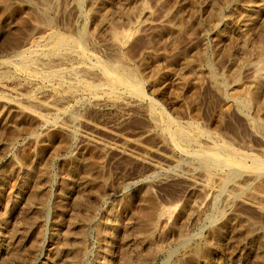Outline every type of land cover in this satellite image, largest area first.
Listing matches in <instances>:
<instances>
[{
    "label": "rangeland",
    "instance_id": "374dc122",
    "mask_svg": "<svg viewBox=\"0 0 264 264\" xmlns=\"http://www.w3.org/2000/svg\"><path fill=\"white\" fill-rule=\"evenodd\" d=\"M29 1L0 0L1 60L13 57L15 50L29 39L36 41L48 28L74 36L87 26L92 39L88 38V50L104 61L120 56L118 60L133 66L145 103L137 98L132 105L123 100L103 103L82 92L78 100L63 103L70 105L66 115L72 112L77 118L64 114L47 121L51 114L47 110L20 111L14 103L17 95L9 89L16 86L20 94L37 97L39 92L40 99L54 100L61 92L55 81L39 80L30 88L26 80L20 82L13 67L6 76L0 75L4 80L0 84L5 83L0 86V264H264V211L243 201L224 208L222 198L217 208L223 214L207 222L214 192L185 178L188 165L179 169L178 153L163 141L145 109L148 101H155L176 123L199 125L239 151L263 156L264 0H82L80 6L76 0H55L58 5L53 0ZM219 4L225 8L220 19L214 12ZM41 9L51 25L43 22ZM24 15L26 22L23 19L18 26ZM116 30L124 45L117 46ZM212 70L223 87L213 80ZM252 90L258 94L247 112L236 99H248ZM257 182L254 202L264 205V180ZM183 237H190L185 246Z\"/></svg>",
    "mask_w": 264,
    "mask_h": 264
},
{
    "label": "bare ground",
    "instance_id": "6f19581e",
    "mask_svg": "<svg viewBox=\"0 0 264 264\" xmlns=\"http://www.w3.org/2000/svg\"><path fill=\"white\" fill-rule=\"evenodd\" d=\"M14 1V0H13ZM35 1V0H34ZM38 0H36L37 2ZM40 1V0H39ZM42 1V0H41ZM47 1V0H45ZM55 1V0H53ZM94 1V0H93ZM99 1V0H98ZM191 1V0H189ZM228 1V0H227ZM231 1V0H230ZM235 0H233L234 2ZM243 0L239 1L242 2ZM247 1V0H246ZM250 1V0H249ZM28 2L30 3V1L28 0ZM44 2V1H43ZM41 2V3H43ZM58 2V1H57ZM57 2L55 1V5H58ZM78 6L81 5L82 0H76ZM85 2V0H84ZM92 2V1H91ZM96 2V1H95ZM100 2V1H99ZM147 2V1H146ZM195 2V1H193ZM229 2V1H228ZM227 2V3H228ZM252 2V1H251ZM19 3V2H18ZM27 3V2H26ZM28 3V4H29ZM103 3V2H102ZM144 3V1H143ZM214 3V2H213ZM223 3V2H222ZM225 3V4H227ZM232 3V2H230ZM244 3V2H243ZM252 3H256L258 5L257 2H252ZM17 4V3H16ZM24 4V2H23ZM31 4H33L31 2ZM30 4V5H31ZM51 4V3H50ZM53 4V3H52ZM84 4V3H83ZM82 4V5H83ZM248 4V3H247ZM37 5V4H35ZM39 5V4H38ZM37 5V7H38ZM43 5V4H42ZM45 5H49L48 2H46ZM214 5H216L214 3ZM222 4H219L218 6H216L215 9V15L217 16V18H222L221 15L223 10V7L220 6ZM233 5H235L233 3ZM231 4V6H233ZM238 5V3H237ZM250 5V7H253L252 5L254 4H248ZM1 6V5H0ZM14 6V5H13ZM12 6V7H13ZM29 6V5H28ZM26 6V7H28ZM41 6V5H40ZM44 6V5H43ZM225 6V5H224ZM261 6V5H260ZM2 7V6H1ZM9 7V5H8ZM11 7V6H10ZM22 7V6H21ZM24 7V6H23ZM25 7V9H26ZM32 7V6H31ZM36 7V8H37ZM53 7V6H52ZM82 7V6H81ZM96 7V5H95ZM145 7V4L144 6ZM199 7V6H198ZM214 7V6H213ZM236 7V6H235ZM255 7V6H254ZM253 7V8H254ZM257 7V6H256ZM5 8V7H4ZM30 8V7H29ZM34 8V9H36ZM77 8V7H76ZM252 8V9H253ZM3 9V8H2ZM23 9V8H22ZM38 9V8H37ZM44 9V8H43ZM47 9V8H46ZM45 9V10H46ZM57 10V8L55 7L54 10ZM79 9V7H78ZM83 9V8H82ZM96 9V8H95ZM249 9V8H248ZM251 9V10H252ZM4 10V9H3ZM33 10V9H32ZM48 10V9H47ZM81 10V8H80ZM97 10V9H96ZM95 10V11H96ZM113 10V9H112ZM145 10V9H144ZM227 10V9H226ZM237 10V7H236ZM242 10H244V7L242 8ZM9 11V10H8ZM38 11V10H37ZM42 11V9H41ZM52 11V10H51ZM82 11V10H81ZM106 11V10H105ZM125 11V10H124ZM173 11V10H172ZM209 11V10H208ZM232 12L234 11L231 10ZM258 11V9H257ZM256 11V12H257ZM34 12V11H33ZM40 12V11H39ZM39 12H36L39 13ZM44 11L41 12L42 14V19H44L43 22L46 23V25H51V18L50 16H48L49 18H46L45 15H43ZM46 12V11H45ZM58 12V11H57ZM87 12V11H86ZM99 12V11H96ZM119 12V11H118ZM236 12V11H235ZM240 12V11H239ZM245 12H247L245 10ZM3 13V12H2ZM1 13V14H2ZM35 13V12H34ZM34 13L32 15H34ZM48 13V12H47ZM82 13V12H81ZM88 13V12H87ZM92 13V12H91ZM229 13V12H228ZM227 13V14H228ZM238 13V11L236 12V14ZM242 13V12H241ZM251 13V11L249 12ZM248 13V14H249ZM253 13V12H252ZM251 13V14H252ZM39 14V15H41ZM51 14V13H50ZM104 14L105 13H101ZM214 14V13H213ZM236 14L234 15L232 13V15L236 16ZM243 16L244 12L242 13ZM247 14V13H246ZM87 15V14H86ZM254 15V13H253ZM53 16V15H52ZM51 16V17H52ZM102 16V15H101ZM109 16V15H108ZM229 18H231V13ZM240 16V15H239ZM249 16V15H248ZM251 16V15H250ZM248 17L249 19L251 17ZM256 16V15H255ZM22 17V16H21ZM28 17V16H27ZM56 17V16H55ZM88 17V16H87ZM107 17V16H106ZM233 17V16H232ZM238 17V16H236ZM246 17V16H245ZM244 17V18H245ZM53 18V17H52ZM94 17H92L93 19ZM111 18V17H109ZM122 18V17H121ZM240 18H242L240 16ZM255 18V17H254ZM26 22L25 20V15L24 18L22 17V21ZM32 19V18H31ZM84 19V18H83ZM87 19V18H86ZM104 19V18H103ZM225 19V18H224ZM252 19V18H251ZM55 20V19H54ZM236 20V19H235ZM246 20V19H245ZM244 20V22H246ZM253 20V19H252ZM23 22H20L19 25H22ZM29 21V20H28ZM31 21V20H30ZM225 21V20H224ZM223 21V22H224ZM19 22V21H18ZM33 22V21H31ZM54 22V21H53ZM62 22V21H61ZM104 22V20H103ZM111 23L112 21H108L107 23ZM229 22V21H228ZM248 22V20H247ZM247 22L245 24H247ZM250 22V21H249ZM109 23V24H110ZM138 23V22H137ZM217 23V21H216ZM219 23V21H218ZM217 23V24H218ZM220 23H222V21H220ZM225 23V22H224ZM252 23V22H250ZM32 24V23H31ZM54 24V23H53ZM215 24V23H214ZM242 24V23H241ZM244 24V23H243ZM44 25V23H43ZM84 26L86 25L85 23L83 24ZM134 25V24H133ZM222 25V24H220ZM16 26V25H15ZM27 26V25H26ZM198 26V25H197ZM208 26V25H207ZM211 26V25H210ZM247 26V25H245ZM32 27V26H31ZM36 27V26H34ZM33 27V28H34ZM215 29L217 28V26H213ZM54 28V27H53ZM87 28V26H86ZM86 28H82V30H79V33L74 35V36H68L65 35L63 33H59L56 31H53L50 28H46L47 30L44 32V34L41 36H39L37 38V40L35 41L34 39H29L28 42H26V44L24 46H22L19 50H15V54L13 55V57H10L8 59H0V75L1 76H6L7 73L10 71V68H14L15 71L14 73H16L18 76L17 78L20 80H26V82L28 83V85H37L39 80H43V81H48V82H52L55 81V83H57L60 86V94L55 95V99L54 100H48V101H44L42 99H40L39 97L41 96L42 93H40V96L34 97L32 95H28V94H20L19 91L16 89H14L15 87L9 89V92H12L13 94L17 95V101L14 102L15 104H17L20 108H22L20 111H27L28 112H35L34 108H40L41 110H47L49 111L50 117L49 120H53L56 121L59 119L60 116L62 115H66V113H68L69 111L67 110V108H69V106L66 108L64 107V102H68L67 100L70 99H77L79 97H81V93L85 92V93H89L91 95V98L94 100H97L98 102H103V103H118V101H122L123 103H128L129 104H133L135 98L138 99L139 102H144V92H143V86H142V81L140 79V77L137 75L136 71L134 70V68H132L133 66H129L123 63V61L121 62L120 60V56H118V60L115 56V59H111L108 61H104L102 60V58L97 57L94 53L90 52L87 48V44H88V38L91 39V37H88L89 34L86 32ZM105 28V27H104ZM114 28V27H113ZM17 29V28H16ZM15 29V30H16ZM24 29V28H23ZM40 29V26H39ZM80 29V28H79ZM93 29V28H92ZM110 29V28H109ZM121 29V28H120ZM129 29V28H128ZM223 29V28H222ZM225 29V28H224ZM21 30V29H20ZM19 30V31H20ZM37 30V29H36ZM111 30V29H110ZM115 30V29H114ZM119 30V29H118ZM127 30V29H125ZM136 30V29H135ZM203 30V29H202ZM21 30V34H22ZM58 31V30H57ZM109 31V30H108ZM29 32V31H28ZM106 32V31H105ZM120 32V31H118ZM116 31H113V38L116 41L117 46H120V44L122 43L121 40V36L120 34ZM202 32V31H201ZM220 32V31H219ZM247 32V31H246ZM11 33V32H10ZM121 33H123V31H121ZM129 33V32H128ZM133 33V32H132ZM32 34V33H31ZM92 34V33H91ZM90 34V35H91ZM244 34V33H243ZM98 35V34H97ZM95 35V36H97ZM212 35V34H211ZM242 35V34H241ZM248 35V34H247ZM8 36V35H7ZM92 36V35H91ZM129 36V35H128ZM127 36V39H128ZM22 37V36H21ZM28 37V36H27ZM98 37V36H97ZM112 37V36H111ZM29 38V37H28ZM35 38V37H34ZM113 38H111L113 40ZM126 38V37H125ZM14 39V38H13ZM92 40V39H91ZM14 41V40H13ZM22 41V40H21ZM124 41V40H123ZM205 41V40H204ZM112 42V41H110ZM6 43V42H5ZM13 43V42H12ZM15 43V42H14ZM18 43V42H17ZM16 43V44H17ZM20 43V42H19ZM205 43V42H204ZM21 44V43H20ZM19 44V45H20ZM98 44V43H97ZM96 44V45H97ZM114 44V43H113ZM123 44V43H122ZM9 45V44H8ZM14 45V44H13ZM124 45V44H123ZM245 45V44H243ZM6 46V45H5ZM10 46V45H9ZM17 46V45H15ZM91 46V45H90ZM99 46V44L97 45ZM8 47V46H7ZM19 47V46H18ZM92 47V46H91ZM218 47V46H217ZM95 48V47H94ZM101 48V47H100ZM117 48V47H114ZM119 48V47H118ZM18 49V48H16ZM93 49V48H92ZM106 49V48H105ZM257 49V48H256ZM255 49V50H256ZM259 49V48H258ZM9 50V49H8ZM7 50V51H8ZM115 50V49H114ZM120 50V49H119ZM107 51V50H106ZM263 50H261L262 52ZM105 52V51H104ZM118 52V51H117ZM257 52V51H255ZM259 52V55H261ZM112 53V52H111ZM116 52H113V54ZM6 54V53H5ZM107 54V53H106ZM117 54V53H116ZM114 54V55H116ZM253 54V53H252ZM127 55V54H126ZM253 56V55H252ZM264 56V55H263ZM110 58V56H109ZM108 59V58H107ZM204 59V58H203ZM209 59V58H208ZM261 59V58H259ZM106 60V59H105ZM206 60V59H205ZM264 60V57H263ZM216 61V60H215ZM128 63V61H126ZM209 62V61H207ZM212 62V61H211ZM214 62V61H213ZM263 62V61H262ZM188 65V64H187ZM209 65V64H208ZM255 67V66H254ZM262 67V66H261ZM213 68V66H212ZM208 69V68H207ZM260 69V68H259ZM211 71V69H210ZM209 72V70H208ZM215 72V71H214ZM238 72V71H237ZM255 72V71H254ZM257 72V71H256ZM212 78L213 80L216 82V84H218V86H222L223 85V81L221 79L216 78V76L213 73L212 70ZM10 74V73H9ZM8 74V75H9ZM139 74V73H138ZM143 75V74H142ZM207 75V74H206ZM255 75V74H254ZM257 75V74H256ZM255 75V76H256ZM218 76V75H217ZM261 74L258 75V77L260 78ZM8 77V76H7ZM8 81L9 79H13L12 78H7ZM67 77V78H65ZM87 77L91 78V79H87ZM2 78V77H1ZM211 78V77H210ZM237 78V77H236ZM255 80V77H253ZM16 79V78H15ZM228 79V78H227ZM258 79V78H257ZM3 80V79H2ZM1 80V81H2ZM264 80V79H263ZM0 81V83H1ZM16 81V80H15ZM4 82V80L2 81ZM25 82V83H26ZM46 82V83H48ZM255 84H257L256 82H258V80L254 81ZM262 82V80H261ZM260 82V83H261ZM23 83V82H22ZM24 83V84H25ZM26 83V84H27ZM5 83L0 84L4 85ZM20 84V83H19ZM25 84V85H26ZM214 84V83H213ZM24 85V86H25ZM47 85V84H46ZM45 85V87H46ZM50 85V84H49ZM53 85V84H52ZM57 85V86H58ZM63 87H62V86ZM225 85V84H224ZM262 85V84H261ZM261 85H259L258 87L255 85V88H261ZM38 86V85H37ZM44 86V85H43ZM56 86V87H57ZM263 86V85H262ZM7 87V86H6ZM18 87V86H17ZM54 87V86H53ZM223 87V86H222ZM3 88V87H2ZM19 88V87H18ZM30 88H32L30 86ZM48 88V87H47ZM220 89H222L221 87H218ZM259 88V89H260ZM1 89V88H0ZM8 89H6L8 91ZM25 89V88H24ZM258 89V90H259ZM245 90V89H244ZM256 90V89H255ZM252 90V93L250 94L249 91V95L250 97H248V99L246 98H237L236 102L238 103L239 107H241V109L246 110L248 112V110L250 109V103L255 99L256 94L254 91ZM45 91V89H44ZM58 91V89H57ZM226 91V90H225ZM238 91V90H237ZM29 92V91H28ZM31 92V90H30ZM46 92V91H45ZM48 92V91H47ZM59 92V91H58ZM6 93V92H5ZM51 93V91H50ZM56 93V92H55ZM241 93V92H240ZM30 94V93H29ZM34 94V93H32ZM45 94V93H44ZM102 94H105L107 96L106 99L103 98ZM232 94V93H231ZM3 95V94H1ZM9 95V94H8ZM12 95V94H11ZM47 95V94H46ZM248 95V94H246ZM244 95V96H246ZM248 95V96H249ZM6 96V95H5ZM13 96V95H12ZM36 96V95H35ZM51 96V95H49ZM11 97V96H10ZM9 97V98H10ZM53 97V96H52ZM84 97V96H83ZM235 97V96H234ZM8 98V100H9ZM15 98V97H14ZM49 98V97H47ZM86 98V97H85ZM147 98V96H146ZM3 99V96H2ZM11 99V98H10ZM50 99V98H49ZM80 100V99H79ZM82 101V100H81ZM10 102V101H9ZM60 102V104H59ZM72 102V101H71ZM133 102V103H131ZM149 103L147 104V109L148 110V115L151 118L150 120H153L154 123H156L157 127L160 128V132L163 135V141L165 139V142L169 145V148L178 153V158L175 160V163L177 165H179V169L180 166L183 164H187L188 165V171H187V176H185V178L190 179L192 182H194V184H200L201 186H203V188H206L208 190H212L214 192V196H213V206L210 210L209 213H207L206 215V220L207 222H212L217 220L218 217H220L223 212L221 210H219L217 208V204L220 203L219 200H221L222 198H224V202H225V207L224 208H229L230 206H232L236 201H243L246 202V204L250 203L252 205H254L256 207V209L260 210L261 212L264 211V205L261 202H254V195L252 192L253 186L254 184H256L257 181H261L264 180V155L263 156H259L257 154L254 153H249V152H243V151H239L235 148L232 147L231 144H228L225 141H221L219 138L208 134L205 130L201 129L200 126H196L192 123H188L186 125L184 124H179L176 123L175 120L173 118H171V116H167L164 111L161 109V107H159L157 105V103L155 101H148ZM13 103V102H12ZM26 103V104H23ZM137 104V102H135ZM145 103V102H144ZM6 104V102L4 103ZM86 104V103H85ZM89 104V103H88ZM87 104V105H88ZM101 104V103H100ZM7 105V104H6ZM10 105V104H9ZM16 105V106H17ZM77 105V104H76ZM98 105V104H97ZM237 105V106H238ZM13 106V105H12ZM15 106V109H16ZM66 106V105H65ZM80 106V105H79ZM145 106V105H144ZM6 107V106H5ZM11 106H9L10 108ZM14 107V106H13ZM19 107H17L18 109H20ZM78 107V106H77ZM143 107V105H142ZM7 108V107H6ZM35 108V109H36ZM73 108V107H72ZM122 108V107H121ZM247 108H249L247 110ZM70 110V109H69ZM75 110V109H74ZM73 110V111H74ZM8 111V110H7ZM17 111V110H16ZM19 111V110H18ZM22 111V112H23ZM40 111V110H39ZM79 111V110H78ZM2 112V111H1ZM14 112V111H13ZM76 112V111H75ZM244 112V111H242ZM17 113V112H16ZM42 113V112H40ZM246 113V112H244ZM36 114V113H35ZM71 116L70 118H77L76 117H72L74 115H72L73 113H70ZM248 114V113H247ZM25 115V114H24ZM33 115V114H31ZM64 115V116H65ZM66 115V116H67ZM35 116V115H33ZM42 116V115H40ZM45 116V115H43ZM69 116L67 118H69ZM38 117V116H37ZM31 118V117H29ZM41 119L43 117H40ZM17 119V118H16ZM39 119V118H38ZM48 119V118H47ZM248 119V118H247ZM246 119V120H247ZM261 119V118H260ZM24 120V119H23ZM43 120V119H42ZM41 120V121H42ZM65 120V119H64ZM259 120V119H258ZM45 121H46V117H45ZM46 121V122H47ZM52 121V122H53ZM68 121V119H67ZM73 121V120H72ZM76 121V120H75ZM16 122V121H15ZM18 122V121H17ZM44 122V120H43ZM63 122V121H61ZM70 122V120H69ZM152 122V121H151ZM50 123V122H49ZM60 123V122H59ZM258 123V122H257ZM46 124V123H45ZM45 124H42L43 126ZM61 124V123H60ZM59 124V126H60ZM63 126H65V122H63ZM6 125V124H5ZM54 125V124H53ZM62 125V124H61ZM150 125V124H149ZM15 126V125H14ZM57 126V125H56ZM17 127V126H16ZM49 127V126H48ZM62 127V126H61ZM73 127V126H72ZM258 127V126H257ZM260 127V125H259ZM41 128V127H40ZM46 128V127H45ZM74 128V127H73ZM252 128V127H251ZM59 129V128H58ZM64 129V128H63ZM66 129V128H65ZM206 129V128H205ZM256 129V128H255ZM259 129V128H258ZM264 129V128H263ZM26 131V130H25ZM50 131V130H49ZM261 131V130H260ZM62 132V131H61ZM74 132V131H72ZM71 132V133H72ZM264 132V131H263ZM70 133V134H71ZM262 133V132H261ZM260 133V134H261ZM40 134V133H39ZM67 134V133H66ZM46 135V134H45ZM68 135V134H67ZM72 135V134H71ZM39 138V136H38ZM50 138V137H49ZM162 138V137H161ZM71 140V139H70ZM36 141V140H35ZM75 141V140H74ZM42 142V141H41ZM45 142V141H44ZM50 142V141H49ZM70 142V141H69ZM51 145V144H50ZM167 145V146H168ZM39 146V145H38ZM61 146V145H60ZM64 146V145H63ZM106 146V145H105ZM66 147V146H65ZM107 147V146H106ZM263 148V147H262ZM3 152V151H2ZM263 152V151H262ZM263 154V153H262ZM3 155V154H2ZM38 156V155H37ZM83 156V155H82ZM31 157V156H30ZM77 157V156H75ZM29 158V157H27ZM78 158V157H77ZM20 159V158H19ZM33 159V158H32ZM83 159V158H82ZM75 160V158H74ZM91 160V159H90ZM22 161V160H21ZM18 161V162H21ZM32 161V160H31ZM25 162V161H23ZM43 162V161H42ZM32 164V163H31ZM26 165V164H25ZM85 165V164H84ZM154 165V164H153ZM32 166V165H31ZM155 167H157L156 165H154ZM12 167V166H11ZM27 167V166H26ZM25 167V168H26ZM170 167V166H169ZM176 169V166H174ZM178 167V166H177ZM182 167V166H181ZM185 167V166H184ZM183 167V168H184ZM14 168V167H12ZM24 168V169H25ZM29 168V167H28ZM34 168V167H33ZM159 168V167H158ZM162 167H160L161 169ZM165 168V167H164ZM18 169V168H17ZM16 169V170H17ZM169 169V168H168ZM8 170V169H7ZM27 170V169H26ZM30 170V169H29ZM32 170V169H31ZM42 170V169H39ZM162 170V169H161ZM184 170V169H183ZM14 171V170H13ZM37 172V170H35ZM167 171V170H165ZM196 171L200 172L201 175L197 176L196 175ZM20 172V169L19 171ZM32 172V171H31ZM155 172V171H154ZM161 172V171H160ZM27 173V172H26ZM38 173V172H37ZM47 173V172H46ZM28 174H31L28 172ZM54 174V173H53ZM61 174V173H60ZM185 174V175H186ZM24 175V174H23ZM17 176V175H16ZM26 176V175H25ZM40 176V175H39ZM21 178V177H20ZM31 178V177H30ZM33 178V177H32ZM35 178V177H34ZM50 178V177H49ZM48 178V179H49ZM31 180V179H30ZM33 180V179H32ZM95 180V179H94ZM27 181V180H24ZM47 181V180H46ZM49 181V180H48ZM140 181V180H139ZM1 183V182H0ZM46 183V182H45ZM258 183V182H257ZM144 184V183H143ZM193 184V185H194ZM263 184V183H261ZM34 185V184H33ZM40 185V184H38ZM37 185V186H38ZM259 186V185H258ZM45 187V186H44ZM40 188V187H39ZM144 188V187H143ZM191 188V187H190ZM202 188V189H203ZM194 189V188H193ZM212 192V193H213ZM42 193V192H41ZM211 193V194H212ZM94 194V193H93ZM257 194V193H255ZM99 195V194H98ZM38 196V195H37ZM41 196V195H40ZM84 197V196H83ZM190 198H192L191 196H189ZM205 197V196H204ZM212 197V196H211ZM36 198V197H35ZM200 198V197H199ZM256 198V197H255ZM262 198V197H261ZM264 198V197H263ZM262 198V199H263ZM45 199V198H44ZM197 200H200L198 198H196ZM38 200V199H37ZM47 200V199H46ZM106 200V199H105ZM190 200V199H189ZM205 200V199H204ZM256 200V199H255ZM260 200V199H259ZM185 201V199H184ZM207 201V199H206ZM210 202V201H209ZM245 204V203H243ZM182 205V204H181ZM193 205V204H192ZM195 205V203H194ZM204 205V204H203ZM249 205V204H248ZM44 206V205H43ZM188 206V205H187ZM201 206V205H200ZM209 206V205H207ZM234 206V205H233ZM5 207V206H4ZM77 207V206H76ZM80 207V206H79ZM206 207V206H205ZM242 207V206H241ZM42 209V208H41ZM175 209V208H174ZM173 209V210H174ZM231 209V208H230ZM147 210V209H146ZM172 210V211H173ZM202 210V209H201ZM200 210V211H201ZM205 210V208H204ZM209 210V209H208ZM229 210V209H228ZM170 211V210H169ZM43 212V211H42ZM167 212V211H166ZM165 212V213H166ZM179 212V211H178ZM183 212V211H182ZM225 212V211H224ZM255 212V211H254ZM156 213V212H155ZM165 213L163 215H165ZM147 214V213H145ZM184 214V213H183ZM204 214V213H203ZM161 215V214H160ZM159 215V216H160ZM167 215L170 216L169 212L167 213ZM174 215V214H173ZM189 215V214H188ZM233 215V214H232ZM81 216V215H80ZM85 216V215H84ZM166 216V215H165ZM205 216V215H204ZM218 216V217H217ZM230 216V213H229ZM240 216V215H239ZM93 217V216H92ZM151 217V216H149ZM185 217V216H184ZM217 217V218H216ZM233 217V216H232ZM245 217V216H244ZM243 217V218H244ZM85 218V217H84ZM166 218V217H165ZM183 218V217H182ZM199 218H201V216H199ZM205 218V217H204ZM225 218V217H224ZM227 218V217H226ZM55 219V218H54ZM88 219V218H87ZM170 219V217H169ZM192 219V218H191ZM231 219V217L229 218ZM236 219V218H235ZM234 219V220H235ZM250 219V218H248ZM84 220V219H83ZM154 220V219H153ZM168 220V219H167ZM186 220V219H185ZM228 220V218H227ZM232 220V219H231ZM255 220V218L253 219ZM252 220V221H253ZM113 221V220H112ZM160 221V220H159ZM221 221V220H219ZM224 221V220H223ZM226 221V220H225ZM259 221V220H258ZM88 222V221H87ZM170 222V221H169ZM175 222V221H174ZM218 222V221H217ZM222 223V221L220 222ZM229 223H231L229 221ZM249 223V222H248ZM254 223V222H253ZM201 224V223H200ZM204 224V223H203ZM216 224V223H215ZM225 224V223H224ZM238 224V223H237ZM250 224V223H249ZM260 224V223H259ZM153 225V224H152ZM214 225V224H213ZM222 224H220L221 226ZM258 225V224H256ZM4 226V225H3ZM100 226V225H99ZM202 226V224H201ZM207 226V225H206ZM212 226V224H211ZM238 226V225H237ZM253 226V224H252ZM151 227V226H150ZM174 227V226H173ZM219 227V226H216ZM255 227V225H254ZM260 227V226H259ZM169 228V227H168ZM214 228V227H213ZM248 228V225H247ZM176 229V228H175ZM218 229V228H217ZM260 229V228H259ZM69 230V229H68ZM169 230V229H166ZM220 230V229H219ZM223 230V229H222ZM233 230V229H232ZM236 230V229H235ZM254 230V229H253ZM264 231V229H262ZM251 231V229H250ZM150 232V231H149ZM200 232V231H199ZM259 232V231H257ZM66 233V232H65ZM248 233V232H247ZM197 234V233H196ZM255 234V233H254ZM182 235V234H181ZM193 235V234H192ZM221 235V234H220ZM247 235V234H246ZM201 236V235H200ZM248 236V235H247ZM252 236V235H251ZM248 237V238H251ZM264 236V235H263ZM262 236V237H263ZM195 237V236H193ZM198 237V236H197ZM245 237V236H244ZM259 237V236H258ZM147 238V237H146ZM149 238V237H148ZM147 238V239H148ZM253 238V237H252ZM180 239V238H179ZM262 239V238H261ZM190 240V237H183L181 246H183L184 244L188 243ZM193 240V239H192ZM195 240V239H194ZM199 240V239H198ZM212 240V239H211ZM149 241V240H148ZM214 241V240H213ZM258 241V240H257ZM1 242V241H0ZM147 242V241H146ZM201 242V241H200ZM208 242V241H207ZM219 242V241H218ZM210 243V242H209ZM215 243V242H214ZM263 243V242H261ZM259 243V244H261ZM167 244V243H166ZM183 244V245H182ZM163 245V244H162ZM179 245V244H178ZM189 245V244H188ZM205 244H203L204 246ZM215 245V244H214ZM213 245V246H214ZM58 246V245H57ZM152 246V245H151ZM151 246L149 248H151ZM185 246V245H184ZM202 246V249H203ZM258 246V245H257ZM8 247V246H7ZM78 247V246H77ZM201 247V246H200ZM199 247V248H200ZM194 248V247H193ZM171 249V248H170ZM175 249V248H174ZM196 249V248H195ZM206 249V248H205ZM151 250V249H150ZM178 250V249H177ZM201 250V249H198ZM154 251V250H153ZM152 252V251H151ZM173 252V251H172ZM207 252V251H206ZM263 252V251H262ZM261 252V253H262ZM59 253V252H58ZM98 253V252H97ZM155 255L156 251L153 252ZM101 254V253H100ZM135 254V253H134ZM141 254V253H140ZM143 254V253H142ZM169 254V253H168ZM172 254V253H171ZM175 254V253H174ZM190 254V253H189ZM85 255V254H84ZM99 255V254H98ZM144 255V254H143ZM146 255V254H145ZM149 255V254H148ZM151 255V256H152ZM167 255V254H166ZM192 255V254H191ZM57 256V255H56ZM127 256V255H126ZM141 256V255H140ZM156 256V255H155ZM185 256V255H184ZM243 256V255H242ZM250 256V255H249ZM11 257V256H10ZM53 257V256H52ZM99 257V256H98ZM150 257V256H149ZM153 257V256H152ZM170 256H168L169 258ZM198 257V256H197ZM247 257V256H246ZM257 257V256H256ZM263 257V256H262ZM71 258V257H70ZM129 258V257H128ZM155 258V257H154ZM167 258V259H168ZM172 258V257H171ZM196 258V257H195ZM194 258V259H195ZM126 259V258H125ZM180 259V258H179ZM264 259V257L262 258ZM138 260V259H137ZM170 260V259H169ZM88 261V260H87ZM135 261V260H134ZM188 261V260H187ZM190 261V260H189ZM192 261V260H191ZM86 262V261H85ZM148 262V261H147ZM193 262V261H192ZM71 263V262H70ZM87 263V262H86ZM131 263V262H130ZM137 263V262H136ZM139 263V262H138ZM161 263V262H160ZM172 263V262H171ZM77 264V263H76ZM133 264V263H131Z\"/></svg>",
    "mask_w": 264,
    "mask_h": 264
}]
</instances>
